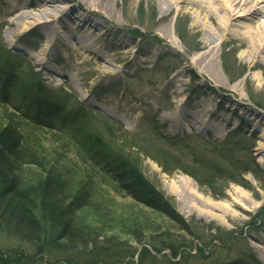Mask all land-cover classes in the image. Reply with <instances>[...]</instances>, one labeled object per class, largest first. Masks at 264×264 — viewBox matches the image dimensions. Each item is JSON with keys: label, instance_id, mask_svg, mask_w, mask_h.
I'll return each mask as SVG.
<instances>
[{"label": "rangeland", "instance_id": "rangeland-1", "mask_svg": "<svg viewBox=\"0 0 264 264\" xmlns=\"http://www.w3.org/2000/svg\"><path fill=\"white\" fill-rule=\"evenodd\" d=\"M8 1L0 0V46L4 51L0 105L28 119L23 128L39 139L30 145L36 148L33 154L55 157L60 168L77 178L75 166L81 162L77 141L83 140L81 134L86 131L100 135L182 221L173 223L165 215L155 216L125 190L116 192L102 183L98 187L102 198L96 196L101 208L97 215L106 214L103 228L110 230L106 235L117 236L118 242L112 248L99 245L95 254L75 253L78 263L64 261L72 255L50 256L51 264H264L258 250L264 249V241H257L259 247L253 244L257 238L264 239V165L257 151L264 134V87L257 80L262 70H249L240 59L243 49L233 42L217 48L216 57L228 80L222 85L209 80L194 64L200 50L195 45L201 42L202 33L189 11L166 14L156 0H115L114 13H105L108 21L96 19L105 30L94 32L96 41L92 43L117 68L115 78H106L93 55L85 52L89 59L82 62L76 49L67 51L62 44L53 46L48 58L38 64L43 36L21 29L12 35L11 16L5 13ZM165 24L168 33L161 29ZM200 107L212 114L202 116ZM104 109L115 110L122 118ZM170 118L188 119L192 124L174 127ZM164 154L182 167L174 169L173 163L162 167ZM33 166H23L28 177L36 174ZM192 167L204 169L196 172L210 186L184 172ZM185 196L187 205L181 201ZM235 201L239 205L233 207ZM225 209L238 216L226 215ZM33 212L39 222L47 221L38 209ZM112 214L116 219L134 218V228L142 227L139 243L125 228L126 232L117 228ZM94 215L93 210L85 211L77 218L79 228L80 223L92 224ZM11 252L34 253L29 244L0 233V258ZM33 258H29L30 264H43L40 256Z\"/></svg>", "mask_w": 264, "mask_h": 264}, {"label": "trees", "instance_id": "trees-1", "mask_svg": "<svg viewBox=\"0 0 264 264\" xmlns=\"http://www.w3.org/2000/svg\"><path fill=\"white\" fill-rule=\"evenodd\" d=\"M177 36L183 40L182 34L177 32ZM3 52L0 46V61ZM223 68L226 71L230 70L229 65L225 63ZM27 75L29 79L32 78V74L27 73ZM17 85L20 86L19 83ZM1 105L0 108H3L0 111V233L29 244L34 253H7L0 258V264H30L29 258L37 256L42 258L41 263L51 264L50 256L56 259V255L66 254L72 256H66L65 259L59 258L64 259L66 263H78L75 253L95 254V250L101 244L110 247L115 245L118 242L117 236L106 235L110 230L103 228L106 223L103 221L106 214L97 215L101 208L98 206L96 196L99 195V198H102L98 192V187L102 183H106L116 192L120 189L125 190L133 199L151 209L155 216L165 215L170 222L182 224V221L167 209L162 196L149 186L150 184L134 166L128 164L130 162L121 158V154L110 150L100 135L92 134L91 131L81 134L83 140L77 141L75 145L81 162L75 166L77 178H73L65 172L66 169L57 165L59 161L55 157L41 152L37 156L33 154L36 148L30 145L39 139L37 134L23 128V125L29 123L28 119L8 110L6 105ZM108 135L112 138L111 134L108 133ZM53 136L59 135L53 134ZM60 140L67 142L65 139L60 138ZM60 140L56 142L65 145ZM50 148L56 153L53 146ZM163 157L165 164H162V167L165 168L169 163L174 164V169L182 167L181 163L175 164L173 158L165 154ZM33 164L36 174L28 177L23 166ZM196 169L192 167L189 171L195 172L188 170L184 172L193 175L198 182L202 183L201 185L210 186L208 180H203L204 178L201 180L198 177L199 171L196 172ZM197 170L204 171L203 168ZM165 171L167 172V169ZM34 209L41 211L47 221L39 222L37 218L35 219ZM88 210H93L97 216L94 215L92 218V224L80 223L81 227L89 229L81 230V227L77 225V218H81ZM111 220L113 223L116 222L117 228L121 226L124 232L132 233L135 242H140L138 232L142 227L134 228L132 216L117 219L113 216ZM79 249H83V252Z\"/></svg>", "mask_w": 264, "mask_h": 264}, {"label": "bare ground", "instance_id": "bare-ground-1", "mask_svg": "<svg viewBox=\"0 0 264 264\" xmlns=\"http://www.w3.org/2000/svg\"><path fill=\"white\" fill-rule=\"evenodd\" d=\"M156 1L159 9L166 14L180 9L190 12L193 24L202 33L201 42L195 45L200 50L193 60L205 77L222 85L228 81L222 74L216 53L218 47L233 42L236 47L243 49L239 57L247 64L249 70L255 68L262 70L257 80H259L258 85L264 87V0ZM115 4V0H9L7 2L9 8L5 13L11 16L8 24L12 35L17 34L21 29L22 33L31 31L43 36L39 48L40 61L37 62L38 64H42L48 58L53 46L62 44L67 51L72 48L76 49L81 54L82 62L89 59L87 55H83L85 52L93 55L98 71L106 78H115L116 66L92 46V43L96 41L93 38L94 32L103 33L105 30V26H101L96 19L107 22L109 18L106 15L110 16L114 13ZM161 27L165 33L169 32L167 24ZM172 43L175 42L172 41ZM129 51V49L125 50V53ZM91 103L89 101V104ZM229 108L230 104H227L226 109ZM231 108L237 107L232 106ZM104 110L115 118H122L115 110ZM198 111L202 116L212 114L211 110L206 107H200ZM256 118L263 117L256 116ZM169 120L174 127L192 124L188 119H184V122L179 118ZM253 132H256V129H253ZM260 138L264 143V134ZM263 143L258 144L257 151L264 165ZM186 196L181 200L185 205L188 204L185 200ZM236 202H233V207L239 205ZM222 212L226 215L232 214L233 218L238 216L234 210L225 209ZM255 241L253 244L257 245V241L263 243L264 239L257 238ZM258 250L264 262V249L259 247Z\"/></svg>", "mask_w": 264, "mask_h": 264}]
</instances>
